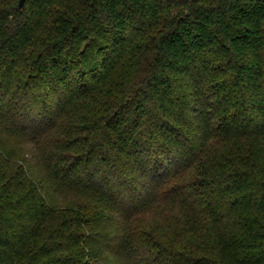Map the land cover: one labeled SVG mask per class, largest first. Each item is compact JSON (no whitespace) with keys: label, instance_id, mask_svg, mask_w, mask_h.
I'll return each mask as SVG.
<instances>
[{"label":"trees","instance_id":"trees-1","mask_svg":"<svg viewBox=\"0 0 264 264\" xmlns=\"http://www.w3.org/2000/svg\"><path fill=\"white\" fill-rule=\"evenodd\" d=\"M0 0V264H264V0Z\"/></svg>","mask_w":264,"mask_h":264},{"label":"water","instance_id":"water-1","mask_svg":"<svg viewBox=\"0 0 264 264\" xmlns=\"http://www.w3.org/2000/svg\"><path fill=\"white\" fill-rule=\"evenodd\" d=\"M26 0H19L18 1V6L19 8H22L24 6V3H25Z\"/></svg>","mask_w":264,"mask_h":264}]
</instances>
